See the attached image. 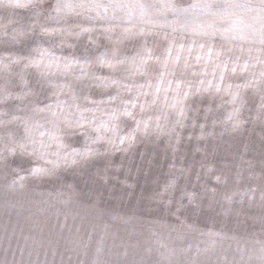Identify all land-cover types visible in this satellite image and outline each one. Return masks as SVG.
<instances>
[{"label": "rangeland", "instance_id": "1", "mask_svg": "<svg viewBox=\"0 0 264 264\" xmlns=\"http://www.w3.org/2000/svg\"><path fill=\"white\" fill-rule=\"evenodd\" d=\"M53 2L43 0V6ZM175 2L187 4L188 0ZM236 2L254 8L260 0ZM31 16L26 9L0 8V58H16L28 51L29 42L22 43L23 37L13 40L12 35ZM241 16L246 22L245 34L242 41H236V55L249 61V69L224 73L225 85L249 84L240 89L244 102L241 126L231 130L229 123L225 131L220 122L227 121L232 110L230 97L208 94L190 97L183 124H177V113L171 108L175 89L166 92L165 84L158 97L154 96L155 87L143 89L149 95L140 96V104L147 99L148 107L143 113L136 109L138 118L151 119L153 125L159 120L163 130L147 136L138 133L127 151L107 152L84 164L61 167L43 178L29 175L34 157L20 152L0 157V264H264V82L260 79L264 41L255 31L259 27L257 14L248 11ZM77 20L82 17L71 18V23ZM89 36L99 47L88 44ZM49 39L57 46L66 41L62 48L57 47L58 54L76 56H95L114 48L121 56H131L145 39L149 47L156 43L154 51L159 54L167 44L163 36L135 37L117 44L118 30L111 38L94 32L78 38L57 35ZM12 67L14 72L21 71L20 66ZM195 70L201 71V66ZM91 71L129 85H155L162 69L152 62L145 76H132L126 65L115 70L94 66ZM212 71L208 65L206 76L200 78L212 79ZM28 78L31 80V75ZM176 79L194 78L191 70L187 74L170 72L165 77ZM74 90L82 106L98 108L89 114L95 116L97 124L106 121L113 108L137 96L133 88L121 92L119 100L110 104L108 97L115 96L117 89L102 87L91 79L79 82ZM10 92L12 99L0 102V111L8 113L4 119L9 121L21 115L17 107L27 102L18 78H14ZM85 96L104 103H88ZM62 98L71 100L68 93ZM209 105L216 111L206 122ZM118 123L117 135L133 130V122L125 117ZM200 124H205L203 139L199 138ZM17 127L9 123L0 133ZM64 139L67 144L83 147L86 138L76 135ZM95 147L104 152L107 145ZM48 150L55 154L56 145H49ZM21 176L26 177L22 188L14 185ZM173 180L175 186L163 198L172 203L159 202V193ZM188 194L194 196L191 203Z\"/></svg>", "mask_w": 264, "mask_h": 264}, {"label": "snow or ice", "instance_id": "2", "mask_svg": "<svg viewBox=\"0 0 264 264\" xmlns=\"http://www.w3.org/2000/svg\"><path fill=\"white\" fill-rule=\"evenodd\" d=\"M0 8L26 9L32 13L27 24L18 32L14 30L12 35L13 40L23 37L22 43L28 41V51L16 58H0V102L7 103L12 99L10 89L14 78H18L27 100L24 106L17 107L21 115L13 116L11 121L4 119L8 116L7 112L0 111V130L9 123L18 125L15 130L0 133V157L14 156L17 152L34 157L28 169L32 177L51 176L61 167L84 164L107 152L127 151L136 141L138 133L145 136L150 132L160 133L163 129L159 120L153 125L151 119L142 116L138 118L136 115L137 107L141 113L148 107L147 99L140 104V96L149 95L143 91L145 88L155 87L156 97L165 84L166 92L175 89L171 108L177 113V124H183L187 112L186 101L190 97L204 94L210 97H230L232 110L227 121L220 122L225 131L229 130V123L231 130L238 129L243 123L240 114L244 102L240 89L249 84L236 85L235 88L232 84L225 85L224 73L230 70L235 74L249 69V61L236 55V41H242L245 34L243 26L246 22L241 14L248 11L257 14L259 27L255 31L264 41V0H260L254 8L245 3H237L236 0H188L187 4L175 0H54L46 8L43 0H0ZM73 17H82V20H77L73 25ZM117 30V44L135 37L149 36H163L167 44L159 54L154 51L156 43L149 47L145 39L142 45L133 49L131 56H121L115 48L98 52L95 56H76L58 54L57 47L62 48L66 41L61 40L57 46L49 39L57 35L78 38L94 32L111 38ZM88 44L99 47L92 36L88 37ZM67 46L73 47L72 44ZM152 62L162 69L155 85L151 82L129 85L118 78L108 79L91 71L94 66L115 70L118 66L126 65L132 76H145ZM13 65L20 66L21 71L14 72ZM208 65L213 68L212 79L200 78L206 76ZM196 66H201V71H196ZM189 70L194 79L165 80L170 72L173 75L187 74ZM30 75L31 80L28 78ZM86 79L99 81L102 87L117 89L115 96L108 97L107 102L110 104L119 100L121 92H131L133 88L137 89V96L123 101L121 107L113 108L106 121L97 124L95 116L89 114H95L98 108L82 106L74 90L79 82ZM260 79L264 82V73H260ZM65 93L71 96L70 101L62 98ZM84 99L91 104L104 103L90 100L87 96ZM215 111L213 105L205 109L206 122L213 119ZM40 117L42 121L38 120ZM121 117L131 120L134 125L130 133L122 136L116 132ZM199 127V138L203 139L205 124ZM90 131L94 134H90ZM109 132L111 135H106ZM76 135L86 138L83 147L65 142V136ZM101 143L107 145L104 152L95 147ZM51 144L56 145L55 154L48 150ZM208 171L212 169L209 167ZM25 179L21 176L14 185L19 184L22 188ZM174 186V180L165 185L164 192L159 193V202L172 203L163 198L164 193ZM188 196L189 202H193V194ZM100 250L98 247L97 251Z\"/></svg>", "mask_w": 264, "mask_h": 264}]
</instances>
